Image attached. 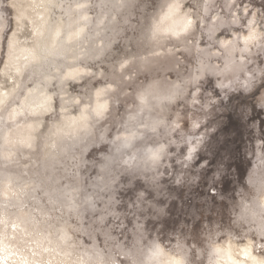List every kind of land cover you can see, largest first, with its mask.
<instances>
[{
	"label": "clouds",
	"instance_id": "clouds-1",
	"mask_svg": "<svg viewBox=\"0 0 264 264\" xmlns=\"http://www.w3.org/2000/svg\"><path fill=\"white\" fill-rule=\"evenodd\" d=\"M0 264H264V0H0Z\"/></svg>",
	"mask_w": 264,
	"mask_h": 264
}]
</instances>
